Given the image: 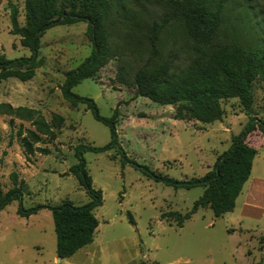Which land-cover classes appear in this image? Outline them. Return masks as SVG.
I'll use <instances>...</instances> for the list:
<instances>
[{
	"label": "rangeland",
	"instance_id": "1",
	"mask_svg": "<svg viewBox=\"0 0 264 264\" xmlns=\"http://www.w3.org/2000/svg\"><path fill=\"white\" fill-rule=\"evenodd\" d=\"M9 3L17 9L18 23L24 24V0H0V55L29 57L30 50L10 33ZM137 4V12L158 10L148 1ZM85 32L83 22L47 29L39 39L41 65L34 77L25 82L0 81V103L38 110L47 120L52 113L64 118L55 140L35 145L47 149V154L26 155L18 132L29 123L16 118L10 122L11 117L0 115V189L6 192L13 187V173L26 185L21 202L12 201L0 210V264H138L141 259L150 264H264V135L259 130L248 142L257 147V155L232 212L215 217L208 206L199 208L178 228L170 213L189 211L204 188L175 189L157 180L184 182L204 176L249 116L264 121L260 79L252 84L250 114L237 98H230L220 102V121L175 120V105L134 97V90L120 82L117 61L111 60L72 89L93 100L101 117L109 118L116 110L115 148L82 153L92 186L102 193V204L93 210L98 220L93 242L58 262L50 210L40 209L29 217L17 214L19 205L28 209L66 200L75 206L90 202L68 169L78 162L77 146H106L109 129L85 104L72 106L61 94L65 72L90 55L92 46ZM248 191L251 196L245 206Z\"/></svg>",
	"mask_w": 264,
	"mask_h": 264
},
{
	"label": "trees",
	"instance_id": "2",
	"mask_svg": "<svg viewBox=\"0 0 264 264\" xmlns=\"http://www.w3.org/2000/svg\"><path fill=\"white\" fill-rule=\"evenodd\" d=\"M138 1L150 2L158 10L148 14L134 10ZM10 33L19 37L29 57L8 59L0 55V81L16 78L25 82L41 65L39 39L49 28L86 23L85 36L91 43L90 55L75 69L64 74L63 99L77 106L85 104L93 116L108 127L110 141L104 147L77 146L78 162L69 167L90 202L75 206L37 204L17 214L29 217L40 209L51 212L59 259L73 256L91 244L98 227L93 210L102 204L101 190L92 186L84 151L103 152L117 144L115 109L109 118L101 117L93 100L72 89L93 78L111 60L117 61L120 82L159 105H175V120L212 123L222 119L221 100L237 98L246 114L253 103L252 84L264 82V0H24V24L17 21V9L9 3ZM0 115L28 122L20 126L18 137L26 155L48 150L35 145L52 142L64 125V118L52 113L47 120L38 110L0 103ZM256 130L264 135V121L249 116L243 130L232 137L231 146L216 160L212 170L200 178L179 182L158 177L173 188L202 186L204 191L184 214L171 212L176 227L199 209L208 206L215 217L233 211L244 183L250 176L257 154L247 137ZM118 153L124 154L118 150ZM126 162L127 159L124 156ZM122 161V163H124ZM13 187L2 192L0 210L12 201L21 202L26 185L11 174ZM130 222L134 221L128 214ZM264 240V239H263ZM264 250V241L261 246ZM138 264H150L139 260ZM255 264H262L261 261Z\"/></svg>",
	"mask_w": 264,
	"mask_h": 264
},
{
	"label": "crops",
	"instance_id": "3",
	"mask_svg": "<svg viewBox=\"0 0 264 264\" xmlns=\"http://www.w3.org/2000/svg\"><path fill=\"white\" fill-rule=\"evenodd\" d=\"M255 135V132H253L251 135H249L248 137H247V143L249 142V139H250V137H252V136H254ZM260 139H262V138H260ZM252 146V145H251ZM255 149H256V151H257V147H255V146H253ZM257 155V154H256ZM255 155V156H256ZM255 158V157H254ZM252 164H253V162H252ZM252 169V168H251ZM250 196H251V191H248L247 192V197L245 198V200H244V205L246 206V204H248V202H249V200H250ZM235 208V207H234ZM234 210V209H233ZM232 212V211H231ZM82 249V248H81ZM80 250V249H79ZM78 250V251H79Z\"/></svg>",
	"mask_w": 264,
	"mask_h": 264
},
{
	"label": "water",
	"instance_id": "4",
	"mask_svg": "<svg viewBox=\"0 0 264 264\" xmlns=\"http://www.w3.org/2000/svg\"><path fill=\"white\" fill-rule=\"evenodd\" d=\"M57 260H58V262L60 261V259H59V258H58Z\"/></svg>",
	"mask_w": 264,
	"mask_h": 264
}]
</instances>
